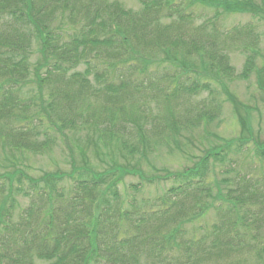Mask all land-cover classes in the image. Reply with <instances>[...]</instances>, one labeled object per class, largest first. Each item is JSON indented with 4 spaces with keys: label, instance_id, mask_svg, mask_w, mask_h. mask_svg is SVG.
<instances>
[{
    "label": "trees",
    "instance_id": "1",
    "mask_svg": "<svg viewBox=\"0 0 264 264\" xmlns=\"http://www.w3.org/2000/svg\"><path fill=\"white\" fill-rule=\"evenodd\" d=\"M137 2L0 0V150L43 152L67 132L85 143L67 176L0 166V264H264V174L231 168L243 155L264 163V141L227 88L264 77V57L253 25L222 26L234 14L264 23V0ZM231 52L245 57L239 76ZM223 97L238 136L206 131L181 172H144L163 148L188 156V136L220 122ZM90 148L111 162L98 169ZM226 165L233 174L219 179ZM131 176L136 193L172 185L136 201L118 190Z\"/></svg>",
    "mask_w": 264,
    "mask_h": 264
},
{
    "label": "rangeland",
    "instance_id": "2",
    "mask_svg": "<svg viewBox=\"0 0 264 264\" xmlns=\"http://www.w3.org/2000/svg\"><path fill=\"white\" fill-rule=\"evenodd\" d=\"M107 2H117L123 8L131 11H138L140 6L137 0H106ZM244 25H253L255 32L258 36L259 49L262 52L264 57V23L256 22L247 15H226L223 17L222 26L229 29L233 26H244ZM245 62V57L237 52L230 53V63L235 69L236 76H239L242 73L243 65ZM259 66L262 63L260 58L257 59ZM264 82L263 76H257L256 74H251L250 77L245 81L239 78H234L233 81H230L227 84L228 91L232 93L236 99L245 107L251 109L250 118L251 125L255 135H257L262 141H264V86L260 82ZM28 88L24 89V92H27ZM224 97L222 101L224 102ZM220 122L215 121L208 129L204 130H195L189 136L188 139L191 140V144L187 145L186 152L188 156L181 154L180 151L176 149H161L157 155H150L147 159V162H142L141 167L144 172L151 174L152 167L156 169H168L171 173L181 172L184 167L190 166L194 160V156L199 155V150L207 146V142L203 140V136L208 131V133H214L217 137L222 139L230 140L239 135L240 126L237 122V118L234 115L232 106L228 102H224L223 112L220 116ZM84 135L77 137L71 135L69 132L66 133V136L60 137L58 145L52 149L43 151V152H3L0 150V166L4 164V161H12L15 165L24 169L25 173L33 178L38 179L44 173L54 174L57 172H62L66 176L69 175L72 170V160H76L77 164H81L82 156H79L77 151L78 148H81L84 143ZM87 153V158L90 160L91 164H98L97 168L102 167V162H111L108 154V150L99 148L98 153L99 157L96 158V152L93 148H90ZM11 155V156H10ZM248 160V161H246ZM257 160L253 158H246L243 156L240 157L238 163H235V167L231 166L232 170L239 169L243 173L248 171L250 168H257L259 174H264V163H257ZM247 163H250V166H247ZM93 164V165H94ZM24 166L26 168H24ZM107 167V166H106ZM229 165H226L216 170L219 175L218 178L222 177H231L232 172L225 171ZM3 171L0 169V173ZM157 173V172H156ZM164 175L166 173L160 172L158 175ZM68 180V179H67ZM137 177H127L124 182L118 186L119 193L121 197H127L130 199H135L140 201L142 198L148 199L153 197L160 196L161 193L166 191L171 185V181H160L158 184L147 185L140 192H132L130 190L131 185L138 183ZM68 182H66V186ZM21 206L27 204V200L18 198ZM214 220L213 213H209L205 220L201 222V226L205 224L210 225ZM197 227V225L195 226ZM189 230H191L189 228ZM36 264H44L42 262H36Z\"/></svg>",
    "mask_w": 264,
    "mask_h": 264
}]
</instances>
